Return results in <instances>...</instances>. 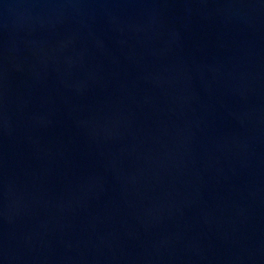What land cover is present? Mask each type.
Returning <instances> with one entry per match:
<instances>
[{
  "label": "water",
  "instance_id": "water-1",
  "mask_svg": "<svg viewBox=\"0 0 264 264\" xmlns=\"http://www.w3.org/2000/svg\"><path fill=\"white\" fill-rule=\"evenodd\" d=\"M0 264H264V0H0Z\"/></svg>",
  "mask_w": 264,
  "mask_h": 264
}]
</instances>
